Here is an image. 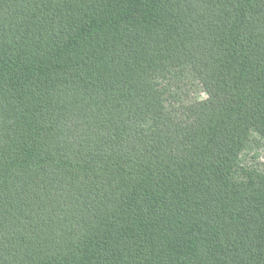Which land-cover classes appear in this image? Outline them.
Segmentation results:
<instances>
[{
  "label": "trees",
  "instance_id": "trees-1",
  "mask_svg": "<svg viewBox=\"0 0 264 264\" xmlns=\"http://www.w3.org/2000/svg\"><path fill=\"white\" fill-rule=\"evenodd\" d=\"M254 145L264 0H0V264H264Z\"/></svg>",
  "mask_w": 264,
  "mask_h": 264
},
{
  "label": "rangeland",
  "instance_id": "rangeland-1",
  "mask_svg": "<svg viewBox=\"0 0 264 264\" xmlns=\"http://www.w3.org/2000/svg\"><path fill=\"white\" fill-rule=\"evenodd\" d=\"M259 154V155H257ZM255 156V157H253ZM257 159H259L260 161H264V147L262 146H257L254 145L253 151L250 152V154L247 157V162L248 163H255L257 162Z\"/></svg>",
  "mask_w": 264,
  "mask_h": 264
}]
</instances>
